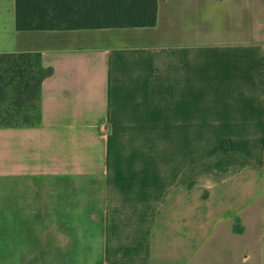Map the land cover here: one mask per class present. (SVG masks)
Segmentation results:
<instances>
[{"label":"crops","instance_id":"0c3cea01","mask_svg":"<svg viewBox=\"0 0 264 264\" xmlns=\"http://www.w3.org/2000/svg\"><path fill=\"white\" fill-rule=\"evenodd\" d=\"M41 121L0 127V264H264V0H158L154 27L19 31Z\"/></svg>","mask_w":264,"mask_h":264},{"label":"trees","instance_id":"16d2710c","mask_svg":"<svg viewBox=\"0 0 264 264\" xmlns=\"http://www.w3.org/2000/svg\"><path fill=\"white\" fill-rule=\"evenodd\" d=\"M157 18L158 0H16L19 31L154 27ZM51 73L39 53L0 54V127L41 121L42 84Z\"/></svg>","mask_w":264,"mask_h":264},{"label":"rangeland","instance_id":"374dc122","mask_svg":"<svg viewBox=\"0 0 264 264\" xmlns=\"http://www.w3.org/2000/svg\"><path fill=\"white\" fill-rule=\"evenodd\" d=\"M9 102L4 103L3 108H6L8 106Z\"/></svg>","mask_w":264,"mask_h":264}]
</instances>
